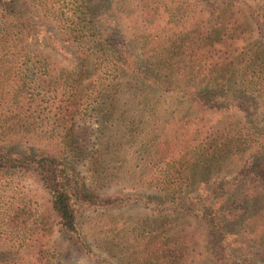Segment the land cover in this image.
Returning a JSON list of instances; mask_svg holds the SVG:
<instances>
[{"label":"rangeland","instance_id":"374dc122","mask_svg":"<svg viewBox=\"0 0 264 264\" xmlns=\"http://www.w3.org/2000/svg\"><path fill=\"white\" fill-rule=\"evenodd\" d=\"M210 1L39 0L35 8L32 4L28 7L33 15L34 10L41 11L42 19L34 21L45 32L30 41L36 54L30 49L10 56L3 55L7 50L0 52V73L10 75L8 81L0 83V90L27 96L40 93L48 101L50 92L59 87L63 94L57 96L58 111L48 113V108H43L39 118L44 125L43 137L72 142L78 149L76 155L59 150L67 153L70 167L83 178L88 190L117 195L120 201L108 208H83L78 216V241L56 225L49 213V196L38 178L29 172L24 176L20 173L7 189L17 186L15 204L26 210L29 206L35 208L44 227L50 230L48 236L25 249L27 257L21 259V264H37L33 259H38V264H194L199 242L211 231L219 262L238 264L244 218L264 208V185L250 182L254 180L253 156L228 153L220 158L216 149L223 142L220 130L226 125L232 130L238 127V118L221 120L218 113L222 109H210L211 104L203 108L212 115L203 117L155 85L149 74L150 81L131 73H123L115 81L108 76L107 68L102 69L103 73L92 71L89 82L82 85L78 98L71 103L64 96L68 88L62 82L66 76L62 74L69 70L75 56L62 54V47L75 51L65 42L62 30L101 25L105 15L118 13L135 55L152 62L160 55L153 49L158 42L202 44L204 27L221 14L220 7H207ZM220 1H226L223 7L232 15L244 13L249 21L261 20L264 0ZM227 2L235 3V8L226 6ZM84 8H89L91 22L80 14ZM84 18L86 21L81 20ZM152 28H157V33L150 32ZM32 55L37 56L32 59ZM167 55L185 58L189 53L184 47ZM28 56L30 63L34 61L38 67L46 59L60 86L42 82L44 78L35 82L34 73L28 69L33 66ZM259 71L251 70L249 74L258 75ZM55 113L61 121L55 120ZM258 120L263 124L264 114ZM24 212L17 221L27 219L29 223L32 217ZM217 214L226 220L218 233L206 224L207 218ZM16 225L12 229L2 227L7 232L0 240V264L9 263L7 249L23 234L18 230L22 226ZM178 251L187 253L183 260L173 257ZM230 253L236 257L234 260Z\"/></svg>","mask_w":264,"mask_h":264},{"label":"trees","instance_id":"16d2710c","mask_svg":"<svg viewBox=\"0 0 264 264\" xmlns=\"http://www.w3.org/2000/svg\"><path fill=\"white\" fill-rule=\"evenodd\" d=\"M225 2L211 0L207 3L208 8L220 7L221 14L216 21L207 23L204 27L205 36L201 45L170 44L167 40L158 42L153 49L160 55L152 62L142 59L145 64L135 55L126 30L121 27L118 13L105 15L101 25L84 24L76 31L62 30L65 42L75 49L73 53L62 47V54L68 55L69 52L75 55L72 56L69 70L62 74L66 75L62 82L68 88L64 91V96L68 97L69 103L78 98L77 93L79 94L86 81L89 82L92 71L103 73V68L108 69L110 75L108 71L107 75H112L115 81L123 73L136 74V77L150 81L149 74L155 85L165 88L171 95L174 94L182 103L187 104L189 109L201 113L203 117L212 115L204 109L206 104H211L210 109H222L218 113L221 120L238 118V127L232 130L225 124L226 127L220 130L223 142L216 149L220 152V158L228 153L238 156L251 154L255 160V170L252 172L254 180L250 182L264 185V123L258 120L264 114V10L260 15L261 20L249 21L244 13L230 14L231 11L223 7ZM37 3L39 0H0V52L7 50L3 51L4 56L13 53L18 55L22 50H31L33 54L37 51L31 49L30 41L42 31L45 32L39 29V22L34 21L42 19L41 11L34 10L36 15L28 11L31 4L35 8ZM226 6L233 9L235 3L227 2ZM84 9L80 14L91 22L89 8ZM81 20L86 21L85 18ZM255 24L259 25L257 29L253 27ZM149 31L157 33V28ZM191 32L185 31V34ZM184 47L189 53L188 57L167 55L170 52L183 51ZM198 51L201 52L200 55H197ZM164 54L166 55L163 56ZM34 56L37 55H32V59ZM28 59L29 65L34 66L30 65L28 69L34 73L35 82L44 78L42 82L60 86L58 77L55 78L56 74L51 71L46 59L41 61L39 67L34 61L30 63L29 56ZM73 63L75 66L72 67ZM255 69H261L258 75L255 72L249 74ZM140 72L142 75H139ZM9 77L3 71L0 73V83L8 81ZM60 94L63 93H60L58 87L50 92L48 101H44L45 95L40 93L27 96L0 90V240L6 237V229H12L16 224L22 226L18 230L23 232L18 237L17 244L14 242L7 249L10 256L8 264H21V259L27 257L25 249L38 239L48 236L50 231L47 225L44 227L41 214L35 208L29 206L26 210V207L24 209L15 204L17 186L12 190L7 189L10 181L20 173L24 176V173L29 172L38 178L49 196V213L56 220V225L60 231L76 237L78 241H81L78 216L83 208H108L120 201L117 195H99L88 190L83 178L70 167L67 153L59 150L67 149L69 154L76 155L78 149L76 146L73 148L72 142L64 138L60 141L53 136L48 139L43 137L44 125L39 118L43 108L47 107L48 113L53 109L58 111L56 100ZM86 96L89 97V94ZM13 100L17 102L14 105ZM59 113L54 114L56 121L62 120ZM232 197L233 195L226 198ZM23 212L32 217V221H17ZM206 222L218 233L219 228H224L226 220L217 214L211 219L207 218ZM243 222V242L240 243V259L237 263L264 264V208L259 213L244 218ZM4 226L6 231L2 229ZM211 236L212 231L207 232L199 242L201 247L196 253L194 264H225L219 262L218 254L214 250L215 241ZM81 245L85 249L83 242ZM184 254L187 253L180 254L178 251L173 257L183 260ZM230 258L234 260L236 257L230 253ZM33 260L37 264L40 262L38 259Z\"/></svg>","mask_w":264,"mask_h":264}]
</instances>
